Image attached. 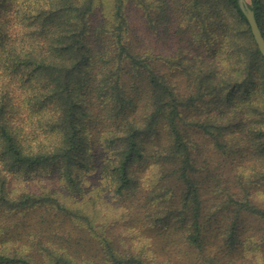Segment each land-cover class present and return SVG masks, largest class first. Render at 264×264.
Here are the masks:
<instances>
[{
	"label": "trees",
	"instance_id": "obj_1",
	"mask_svg": "<svg viewBox=\"0 0 264 264\" xmlns=\"http://www.w3.org/2000/svg\"><path fill=\"white\" fill-rule=\"evenodd\" d=\"M0 264H264L237 0H0Z\"/></svg>",
	"mask_w": 264,
	"mask_h": 264
},
{
	"label": "water",
	"instance_id": "obj_2",
	"mask_svg": "<svg viewBox=\"0 0 264 264\" xmlns=\"http://www.w3.org/2000/svg\"><path fill=\"white\" fill-rule=\"evenodd\" d=\"M237 2L239 4L240 9L244 13L250 24L255 41L258 45L261 54L264 57V36L260 30L259 24L255 17V10L253 3L251 0H237Z\"/></svg>",
	"mask_w": 264,
	"mask_h": 264
},
{
	"label": "rangeland",
	"instance_id": "obj_3",
	"mask_svg": "<svg viewBox=\"0 0 264 264\" xmlns=\"http://www.w3.org/2000/svg\"><path fill=\"white\" fill-rule=\"evenodd\" d=\"M252 1V3H253V0H251Z\"/></svg>",
	"mask_w": 264,
	"mask_h": 264
}]
</instances>
